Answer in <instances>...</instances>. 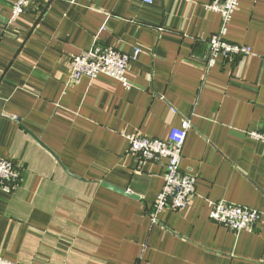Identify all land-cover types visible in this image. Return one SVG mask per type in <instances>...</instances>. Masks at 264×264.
I'll list each match as a JSON object with an SVG mask.
<instances>
[{
    "label": "crops",
    "instance_id": "crops-1",
    "mask_svg": "<svg viewBox=\"0 0 264 264\" xmlns=\"http://www.w3.org/2000/svg\"><path fill=\"white\" fill-rule=\"evenodd\" d=\"M213 0H31L10 23L0 0V157L21 170L0 192V256L21 264H264V0H241L219 55ZM8 19V24L3 21ZM96 41L133 55L131 88L70 79L71 57ZM192 122L182 170L197 177L184 210L152 212L165 159L139 167L127 135L166 138ZM105 183L135 193L121 194ZM256 209L253 232L209 217V201Z\"/></svg>",
    "mask_w": 264,
    "mask_h": 264
},
{
    "label": "built area",
    "instance_id": "built-area-1",
    "mask_svg": "<svg viewBox=\"0 0 264 264\" xmlns=\"http://www.w3.org/2000/svg\"><path fill=\"white\" fill-rule=\"evenodd\" d=\"M144 4H151L153 0H136ZM241 0H213L207 5L209 11H216L222 16V26L217 34L209 37V57L206 69L209 71L216 63L219 55L226 58L236 56H249L253 52L250 47L233 43L226 38L229 23L239 8ZM31 0H14L12 18L10 23L24 13ZM142 49L137 47L133 55H128L115 47L104 45L96 41L95 45L82 53L71 57L69 60L70 79L78 81L83 77L97 80L108 77L125 88L132 87L129 78L130 65L137 59ZM192 127L189 118L184 117L181 127L174 128L168 137L155 138L141 132L127 135L130 143V152L138 159L139 167L148 162L167 161L164 184L154 203L152 212L153 221L164 210L179 211L191 205L196 195L197 177L182 170L183 147L188 132ZM251 137L264 142V127L259 131H249ZM20 167L9 159L0 157V192L13 193L21 182ZM209 217L226 229L239 233L242 231L253 232L262 221V213L256 209L238 205L230 201H209ZM0 264H21L10 261L0 256Z\"/></svg>",
    "mask_w": 264,
    "mask_h": 264
},
{
    "label": "water",
    "instance_id": "water-1",
    "mask_svg": "<svg viewBox=\"0 0 264 264\" xmlns=\"http://www.w3.org/2000/svg\"><path fill=\"white\" fill-rule=\"evenodd\" d=\"M8 19H6L5 21H3V24L4 25H7L8 24ZM105 186L106 187H108V188H110V189H112V190H114V191H117V192H119V193H121V194H124V195H127V196H129V197H132V198H135V199H138L139 198V196L138 195H136L135 193H129L126 189H124V188H120V187H117V186H115V185H111V184H108V183H105Z\"/></svg>",
    "mask_w": 264,
    "mask_h": 264
}]
</instances>
